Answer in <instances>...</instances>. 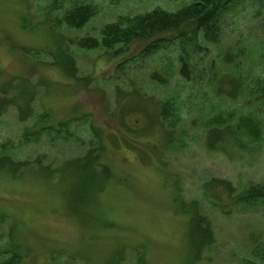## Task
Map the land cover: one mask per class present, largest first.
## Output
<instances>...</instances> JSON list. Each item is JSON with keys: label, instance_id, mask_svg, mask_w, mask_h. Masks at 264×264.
<instances>
[{"label": "rangeland", "instance_id": "374dc122", "mask_svg": "<svg viewBox=\"0 0 264 264\" xmlns=\"http://www.w3.org/2000/svg\"><path fill=\"white\" fill-rule=\"evenodd\" d=\"M73 1L0 0V145L29 163L14 174L0 169V248L11 245L0 261L17 251L20 264L250 262L251 247L264 243V207L230 203L248 183H264V145L231 144L233 128L214 137V148L204 136L208 119L246 100L214 96L200 76L186 89L193 113L165 130L157 110L176 81L171 48L150 62L136 59L145 41L126 45L119 56L76 44L99 38L100 29L121 16L157 6L173 10L192 0H75L94 13L81 28H68L56 15ZM233 19L218 51L224 56L240 44L253 49L244 57L251 80L264 65L258 55L264 32L246 16L239 35ZM67 57L73 64L63 63ZM230 67L221 65L232 74ZM156 69L169 78L163 85L150 79ZM134 99L145 110L125 112L121 122ZM26 133L33 134L24 139ZM88 154L96 176L78 172ZM192 214L205 220L209 240L197 256Z\"/></svg>", "mask_w": 264, "mask_h": 264}, {"label": "trees", "instance_id": "16d2710c", "mask_svg": "<svg viewBox=\"0 0 264 264\" xmlns=\"http://www.w3.org/2000/svg\"><path fill=\"white\" fill-rule=\"evenodd\" d=\"M246 3H249L248 7H245ZM244 10L246 14L241 15L240 11ZM93 13L94 9L86 2L74 0L60 17L56 15V19L68 28H81ZM246 16L250 24L258 23L259 29L264 32V0H192L173 10L157 6L131 16H121L104 25L100 29L99 38H80L76 44L88 49L98 47L106 50L112 49L114 55L119 56L125 50L123 47L126 45L135 41H145L146 44L140 49V54L136 59H144L150 62L154 59L153 55H157V52L159 55L164 54L166 50L171 48L176 53V67L173 77L176 78V81L172 90L158 102L159 108L157 110V116L163 122L165 130L174 128L182 116L193 113L188 110L192 99L191 94H188L186 89L190 86L192 90L194 84L198 82L197 78L201 76L202 79L210 82L209 88L216 92L214 96L235 101L243 99L246 100L247 104L253 105L245 106L246 103H244L236 111H219L213 116L214 118L208 119L209 123H206L204 135L207 144L214 148L216 139L220 138L218 136L229 133L225 130L233 128L237 137L231 139V144L242 146L245 141H253L259 145H264V65L262 72H256L254 77L249 80L251 77H248V64L244 57L247 52L253 51V49L250 50L247 46L240 44L237 48L233 47L232 51L225 52L224 56L218 51V46L223 43L227 35L225 31V26H228L227 19L234 17L236 27L233 31L235 30L241 35L243 31L240 25ZM258 48V55L261 58L264 56V46ZM65 54L67 56V53ZM205 56H209V60L203 59ZM68 57L67 61L64 60L63 63L66 65L73 64ZM131 58L128 57L124 62L123 60L119 62L116 69L123 68L126 61ZM223 63L231 64L232 74L226 73L221 68ZM239 66L241 71H237ZM244 72L246 75L242 76ZM247 77L248 79H246ZM150 79L156 81L157 85H163L169 78L166 76L163 78L156 69L150 75ZM242 91H244L243 94ZM134 100V103H129L133 106L127 107V111L123 110L124 113L120 115L121 122H124L125 112L130 115L135 110H145V107L140 105L144 104L143 101ZM261 110L263 114L259 113ZM167 124L169 125L167 126ZM124 127L130 129L131 132L135 131V128L128 125L126 120ZM122 133L124 132L122 131ZM31 134L33 133H26L23 138H29ZM167 138L171 139L172 135L169 134ZM170 139H168L170 143L174 141ZM7 150L5 143L0 145V169H6L14 174L17 170L24 169L26 164L29 165L25 159L16 160L14 158V160L12 154ZM83 162L85 163L79 167L78 172L84 174L91 172L96 176L90 154L86 155ZM28 168L33 169L29 166ZM98 174L103 176L104 169ZM225 186L228 188L229 183H226ZM229 188L231 194V185ZM230 205L232 207L240 205L243 209L255 205L264 207V183H248L232 197ZM220 210L227 213L223 207H220ZM191 217L190 224L194 236L192 240L193 253H196L197 256L202 244L206 241L205 234L207 231L205 230V232L203 228L207 226H205L203 217L194 216V214ZM4 219L5 215L0 214V225ZM10 246V244L4 245L3 248H0V253L7 251ZM15 252L11 254L9 259L0 261V264H20L22 256ZM196 256L194 258H197ZM250 256L252 259L245 264H264V243L259 242L251 247ZM121 261L122 259H118L115 264H120Z\"/></svg>", "mask_w": 264, "mask_h": 264}]
</instances>
